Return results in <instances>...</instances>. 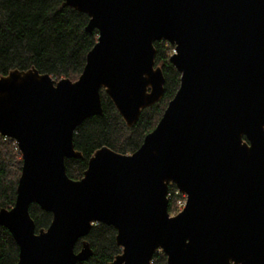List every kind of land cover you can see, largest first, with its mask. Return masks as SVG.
<instances>
[{
    "label": "water",
    "instance_id": "95a60500",
    "mask_svg": "<svg viewBox=\"0 0 264 264\" xmlns=\"http://www.w3.org/2000/svg\"><path fill=\"white\" fill-rule=\"evenodd\" d=\"M89 16L98 40L81 75L55 80L37 68L0 75V133L16 140L22 171L0 224L19 246L16 264H77L102 222L121 252L106 264H264V0H64ZM175 51L180 86L141 146H102L82 178L74 133L103 115L101 90L133 127L161 100L155 41ZM186 195L169 211V185ZM53 214L36 231L30 205ZM82 246L75 251L77 241Z\"/></svg>",
    "mask_w": 264,
    "mask_h": 264
},
{
    "label": "trees",
    "instance_id": "16d2710c",
    "mask_svg": "<svg viewBox=\"0 0 264 264\" xmlns=\"http://www.w3.org/2000/svg\"><path fill=\"white\" fill-rule=\"evenodd\" d=\"M64 0H0V75L13 69L37 68L55 78L76 80L82 73L87 53L98 40V30L88 32L89 16L72 7L61 8ZM156 64L165 75V92L156 104L145 108L133 127L126 122L114 103L101 90L104 114L85 119L74 133L75 148L83 158L65 160L67 174L82 178L91 155L106 145L113 150L131 154L144 141L162 117L169 101L180 86V72L170 62L173 46L166 40L155 41ZM22 153L16 140L0 133V209L14 206L17 184L22 171ZM175 184L169 185V208L173 205ZM180 195V193H178ZM30 213L36 231L47 228L53 214L32 203ZM117 230L113 225L98 222L85 237L91 244L93 255L77 264H106L121 252L116 242ZM80 238L75 251L82 246ZM19 246L11 232L0 224V264H16ZM152 264H168L162 250L156 251Z\"/></svg>",
    "mask_w": 264,
    "mask_h": 264
},
{
    "label": "rangeland",
    "instance_id": "374dc122",
    "mask_svg": "<svg viewBox=\"0 0 264 264\" xmlns=\"http://www.w3.org/2000/svg\"><path fill=\"white\" fill-rule=\"evenodd\" d=\"M167 42H168V41H167ZM168 43H169V42H168ZM174 52H176V51H175V48H174V46H173V49H172L171 54L174 53ZM178 193H180V192H179V191L176 192V195H177V196H175L176 198H175V200H174V202H173V205H171V208H169V211H170V213H171L172 215L177 214L179 211L183 210V208L185 207V205H184L183 207H182V206H178L176 200L178 199V197H185V198H186V195H184V194H182V193H180V195H178ZM168 195H169V192H168ZM186 199H187V198H186Z\"/></svg>",
    "mask_w": 264,
    "mask_h": 264
},
{
    "label": "built area",
    "instance_id": "2783aa9c",
    "mask_svg": "<svg viewBox=\"0 0 264 264\" xmlns=\"http://www.w3.org/2000/svg\"><path fill=\"white\" fill-rule=\"evenodd\" d=\"M176 202H177L178 206H182L183 207L184 205H186V198L185 197H178Z\"/></svg>",
    "mask_w": 264,
    "mask_h": 264
},
{
    "label": "bare ground",
    "instance_id": "6f19581e",
    "mask_svg": "<svg viewBox=\"0 0 264 264\" xmlns=\"http://www.w3.org/2000/svg\"><path fill=\"white\" fill-rule=\"evenodd\" d=\"M170 199V198H169Z\"/></svg>",
    "mask_w": 264,
    "mask_h": 264
}]
</instances>
